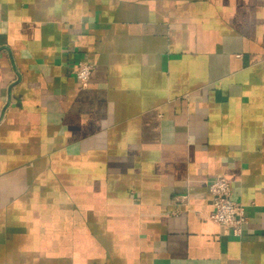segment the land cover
<instances>
[{"label":"crops","instance_id":"1","mask_svg":"<svg viewBox=\"0 0 264 264\" xmlns=\"http://www.w3.org/2000/svg\"><path fill=\"white\" fill-rule=\"evenodd\" d=\"M0 264H264V0H0Z\"/></svg>","mask_w":264,"mask_h":264},{"label":"built area","instance_id":"2","mask_svg":"<svg viewBox=\"0 0 264 264\" xmlns=\"http://www.w3.org/2000/svg\"><path fill=\"white\" fill-rule=\"evenodd\" d=\"M94 65L84 60L76 64L75 74L83 90L90 87ZM209 192L213 199L214 211L209 221L224 229L225 233L241 238L247 224L244 206L232 198V183L222 176L209 184Z\"/></svg>","mask_w":264,"mask_h":264}]
</instances>
